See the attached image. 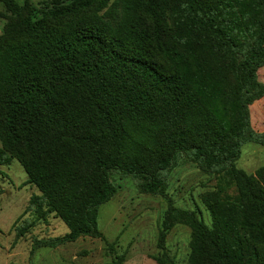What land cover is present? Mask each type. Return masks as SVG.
I'll return each instance as SVG.
<instances>
[{"label": "trees", "instance_id": "obj_1", "mask_svg": "<svg viewBox=\"0 0 264 264\" xmlns=\"http://www.w3.org/2000/svg\"><path fill=\"white\" fill-rule=\"evenodd\" d=\"M144 6L152 25L132 18L102 31L35 29L0 56L10 89L0 96V165L16 156L41 191L32 206H45L70 230L37 241L32 253L98 235L100 209L116 193L113 172L158 194L167 173L187 159L219 175L221 192L236 188L210 203L211 227L196 211L169 213L165 230L179 220L192 229L188 264H264V166L254 174L236 166L246 143L264 146L250 112L264 97L257 73L264 67V0H144ZM150 45L170 70L132 50ZM205 52L228 66L214 67Z\"/></svg>", "mask_w": 264, "mask_h": 264}, {"label": "rangeland", "instance_id": "obj_2", "mask_svg": "<svg viewBox=\"0 0 264 264\" xmlns=\"http://www.w3.org/2000/svg\"><path fill=\"white\" fill-rule=\"evenodd\" d=\"M15 0L10 7L0 0V56L12 44H21L36 31L81 29L93 31L111 28L134 18L153 24L144 0ZM134 7H128L129 2ZM65 7L60 17L52 14ZM167 24L171 18L167 14ZM134 53L151 59L170 70V64L152 46L132 47ZM214 67L228 62L205 52ZM264 83V67L258 70ZM10 89L0 75V96L8 97ZM2 104V102H1ZM253 128L264 133V97L250 106ZM2 109L0 107V148H3ZM238 169L254 174L264 166V146L248 142L236 163ZM167 186L162 193L149 194L138 187V180L118 172L111 174L116 193L99 212V233L81 236L74 242L56 247L41 246L40 240L62 237L69 233L65 222L55 213L38 211L32 206L41 191L28 183V175L15 156L9 165H0V264H188L191 254L192 229L179 220L169 230L165 222L173 209L196 211L205 224L212 226L209 205L213 200L234 195L231 185L226 192L218 188L219 175L202 171L187 159L167 173ZM159 259L167 262L161 263Z\"/></svg>", "mask_w": 264, "mask_h": 264}]
</instances>
